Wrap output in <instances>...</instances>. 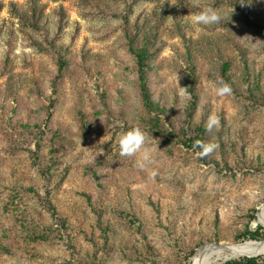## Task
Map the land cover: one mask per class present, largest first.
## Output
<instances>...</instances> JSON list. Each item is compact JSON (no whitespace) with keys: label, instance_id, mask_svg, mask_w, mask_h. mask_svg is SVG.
<instances>
[{"label":"rangeland","instance_id":"374dc122","mask_svg":"<svg viewBox=\"0 0 264 264\" xmlns=\"http://www.w3.org/2000/svg\"><path fill=\"white\" fill-rule=\"evenodd\" d=\"M206 7L226 18L191 24ZM247 9L264 25V0H0V264H185L193 249L192 260L264 240L237 241L264 222V31L245 24ZM126 33L153 38L159 132ZM187 53L192 111L191 95L177 94ZM221 59L237 84L224 96L213 87ZM209 116L219 119L211 132ZM198 126L217 146L208 157L179 139ZM133 127L153 153L145 170L119 155L118 133ZM219 252L209 264L264 256Z\"/></svg>","mask_w":264,"mask_h":264},{"label":"trees","instance_id":"16d2710c","mask_svg":"<svg viewBox=\"0 0 264 264\" xmlns=\"http://www.w3.org/2000/svg\"><path fill=\"white\" fill-rule=\"evenodd\" d=\"M243 20L245 24L249 27H254L256 29L264 31V25H260L255 23L250 19V11L247 9L244 11ZM127 40V47L129 53L133 56L134 62H135V73H136V82H137V89L139 93L140 103L144 110V112L148 115V124L151 128L155 129L157 132L161 131V116H165L164 111L166 110L164 107H161L158 103L154 102L151 99V93H150V85H149V76L150 72L152 70L151 61L155 55V49H154V41L153 38L144 37L143 39L139 40L137 39L136 35H132L130 33H126L125 35ZM55 50L56 56H57V67H58V75L63 76V72L66 68L67 61L64 59L63 53L64 50H61V47ZM187 60L188 64L185 66V78L186 81V87L191 95V101H189V105L191 108V111L194 110L196 105V85H197V74H196V67L193 64L191 57L189 53H187ZM232 70V64L230 61L221 59L220 66H219V75L223 83H227L231 88L232 91L235 90V85H237L233 79V76L231 74ZM56 85L55 79L53 80V87ZM103 93V91H101ZM169 128H171L170 132H173L172 127L169 125ZM189 129V128H186ZM205 128L198 126L196 129L193 130V136L187 137L186 132L181 134V143L184 146H193L195 147L196 142L200 141L202 143H206L205 140ZM197 150L201 151V149L197 148ZM208 155V154H207ZM207 155H204L205 157H208ZM212 162V160H210ZM49 168V167H46ZM256 218L252 216V220H255ZM264 231V228L262 226H258L257 231L250 232L248 229L244 232V234L237 237V241L241 240H252V241H258L263 237V234L261 232ZM37 239H44L42 235H38ZM242 243V242H241ZM196 249H193L189 252L188 255L185 256L184 261L185 264H190L192 258L195 255ZM223 264H264V256H256L252 258L247 257H241L237 259H231Z\"/></svg>","mask_w":264,"mask_h":264},{"label":"clouds","instance_id":"9594fccd","mask_svg":"<svg viewBox=\"0 0 264 264\" xmlns=\"http://www.w3.org/2000/svg\"><path fill=\"white\" fill-rule=\"evenodd\" d=\"M240 3L243 6L245 0H240ZM225 18L226 16L221 10L206 7L193 14L190 23L196 26H211L221 23ZM213 87L216 94L220 96L230 95L232 93V88L227 83L217 82ZM177 94L181 99L190 95L185 87H180ZM205 127L207 131L211 132L213 128L219 127V119L215 116H209ZM146 141L147 134L140 127H133L129 130L121 131L117 136L119 155L121 157L138 156L136 167L140 170L147 169L153 163L154 157L152 151L145 147ZM195 147L201 149V155H207L214 151L217 146L212 143L197 141Z\"/></svg>","mask_w":264,"mask_h":264},{"label":"bare ground","instance_id":"6f19581e","mask_svg":"<svg viewBox=\"0 0 264 264\" xmlns=\"http://www.w3.org/2000/svg\"><path fill=\"white\" fill-rule=\"evenodd\" d=\"M260 222L264 224L261 219ZM216 249L221 250L219 253H222V251H230L237 254L256 256L258 254L264 253V240L260 242H247L236 246L220 245L212 248L208 247L201 251L200 254L192 260L191 264H209L211 258H213V255H216V253H214Z\"/></svg>","mask_w":264,"mask_h":264},{"label":"water","instance_id":"95a60500","mask_svg":"<svg viewBox=\"0 0 264 264\" xmlns=\"http://www.w3.org/2000/svg\"><path fill=\"white\" fill-rule=\"evenodd\" d=\"M263 228H264V224H260ZM214 245H217V246H219L220 244H214ZM247 258H252V257H247Z\"/></svg>","mask_w":264,"mask_h":264}]
</instances>
